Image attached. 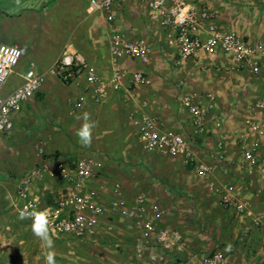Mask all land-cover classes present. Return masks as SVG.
Returning <instances> with one entry per match:
<instances>
[{
  "label": "crops",
  "instance_id": "crops-1",
  "mask_svg": "<svg viewBox=\"0 0 264 264\" xmlns=\"http://www.w3.org/2000/svg\"><path fill=\"white\" fill-rule=\"evenodd\" d=\"M191 1L208 6L215 13L216 22L222 30L236 31L251 43L263 41L264 0ZM127 8H132V5ZM88 14L91 13L82 0H0V44L16 45L22 51V57L8 89L11 90L21 83V76L29 63H34L38 72H46L65 47L68 52L82 53L90 64L108 79L111 72L110 60L109 55L106 59L102 56L99 48L100 38L103 37L99 19L102 18L105 27L107 26L106 39L110 29H121L115 24H107L102 14L98 17ZM117 14L120 17L123 12ZM134 14L139 16L140 12L134 9ZM144 31L148 39L159 42L158 30L150 20ZM129 33L133 38L132 33ZM174 49L176 56L172 55L167 60L175 70L176 94L200 93L205 104L212 102V109L206 118L205 132L192 133L191 116L180 105V97L183 94L178 102L176 100V113L156 96H162L169 82L167 74L157 71L156 60L159 57L153 61L150 56L146 63H142L147 67L144 72L152 83V89L147 90L151 95L148 97L137 92L151 84L138 86L135 92H130L126 82L121 91L109 92L101 103L96 104L87 90L84 75L71 82L69 89L71 94L78 96L76 99L87 96L84 108L77 112L81 117L79 126L83 123L85 113L90 114L91 120L96 122L102 117L115 118L114 115L123 113L126 118H131L140 102L148 101L147 111L158 119L160 127L190 139V155L194 162L207 165L218 182L232 185L234 197L244 202L247 211L259 215L264 222V135L252 132L246 124L250 106L256 102L264 103V58L260 59V74L253 76L247 69L231 68L230 59L221 54L211 57L202 53L177 63L179 50L177 47ZM124 63L131 66L135 61L126 59ZM150 69L154 71L151 72ZM59 80L48 76L39 91L44 95H53L58 87H62ZM206 95L209 96L207 101ZM54 109L53 107L52 110ZM37 111L38 104L33 97L21 112L13 116L12 126L19 128L24 118L36 115ZM39 111L41 116L52 114L51 110ZM218 143H222L221 149L224 150L218 149ZM251 147L257 149L260 157L257 166L243 161L244 151ZM176 163L182 162L176 159ZM103 166L102 164V168ZM121 168H106L102 171L104 176L100 174L89 186L96 190L101 189L106 197L110 196L112 199V190L107 185L109 180L116 179L123 187L124 198L128 203H132L138 194H135L134 190L139 187V179L143 175L136 177L132 168ZM193 170L199 176L196 169ZM178 171L177 168L176 174ZM199 177L206 181V186L198 182L178 186L194 197L198 207L195 220L202 224L195 223V216L190 217V220L182 218L178 212L183 209H180L177 202L176 207L169 209L162 188L156 195L146 194L147 212L143 219L152 221L159 229L179 231L183 237L182 245L172 250H164L152 238H144L140 228L136 227L132 220L118 216L119 227L116 233L121 241L119 245L122 251L118 257L121 258L120 261L115 259L112 264H160L162 259L192 256L200 258L216 250L224 252L230 264H264V227H253L251 217L224 207L220 198L209 191L208 180ZM154 204L162 210L159 217L151 212ZM165 206L167 208H164ZM105 209L108 212V205H105ZM170 211L172 216L169 217ZM102 223H106V220H102ZM104 227L102 225L97 233ZM4 242L3 246L6 245Z\"/></svg>",
  "mask_w": 264,
  "mask_h": 264
},
{
  "label": "built area",
  "instance_id": "built-area-1",
  "mask_svg": "<svg viewBox=\"0 0 264 264\" xmlns=\"http://www.w3.org/2000/svg\"><path fill=\"white\" fill-rule=\"evenodd\" d=\"M128 5H140L146 10L150 22L158 30V41L169 47L178 48V61L197 57L199 54L227 56L231 68L247 69L253 76L260 74V59L264 58V41L251 43L236 31H224L216 22L215 13L206 5L191 0H88V11L99 12L107 24L116 22L117 13ZM110 76L105 79L80 52H68L65 47L46 72H38L34 63H29L21 76V83L13 89H6L7 80L15 73L22 57L16 45L0 44V138L12 127V118L19 113L40 90L48 76L63 82H73L84 75L87 90L94 103H101L109 92L125 88L129 79L138 86H148L151 81L145 72L128 68L124 60L146 63L150 56V46L144 39L131 38L128 31L110 29L108 34ZM176 64V59H175ZM208 95L205 97L208 99ZM87 96L71 100L69 114L74 115L83 109ZM181 107L191 116L192 133L206 131V118L212 109V102L203 101L200 93H184L180 97ZM148 101L142 100L137 110L131 114L132 125L137 131L139 143L146 151H157L163 155L184 156L194 161L190 155L189 140L182 134L162 129L159 121L148 111ZM264 103L256 102L249 108L246 124L252 132L264 135ZM222 143H218L221 150ZM43 147L38 148L40 159L35 167L24 174L15 185V206L22 216L47 232L54 240H84L93 238L103 225L107 230L113 226L107 220L126 217L140 228L144 238H152L162 249L172 250L183 243L182 234L170 229H159L150 220L143 219L147 212V195L139 192L132 203L123 196L119 183L112 188L113 197L109 210L105 209L99 192L89 184L99 176L101 160L96 156H83L70 165L59 161L51 164L43 157ZM224 161V159H221ZM260 157L257 149L251 147L244 151L243 161L257 166ZM199 176L208 180L209 191L220 198L226 208L238 214L251 217L253 227H264L259 215L247 211L246 204L237 200L234 187L218 182L211 169L204 164L194 163ZM48 178L61 183L55 205H44L35 195L36 181ZM151 212L159 217L162 210L156 204ZM102 220L106 223H102ZM143 249V246L141 247ZM119 264H128L120 262ZM160 264H230L226 254L217 250L200 258L162 259Z\"/></svg>",
  "mask_w": 264,
  "mask_h": 264
},
{
  "label": "rangeland",
  "instance_id": "rangeland-1",
  "mask_svg": "<svg viewBox=\"0 0 264 264\" xmlns=\"http://www.w3.org/2000/svg\"><path fill=\"white\" fill-rule=\"evenodd\" d=\"M82 2L88 6V0H82ZM132 8H125L120 17L118 14L114 24L123 31L131 32L133 38L146 40L151 50L150 59L152 57V60L155 61L156 57H159L156 60L158 62L157 71L167 74L169 85L162 96L157 94L156 96L176 113V100L178 102L183 93L176 94L175 70L167 60L172 55L175 57L176 51L163 40L155 43L148 39L144 31L149 22L145 8L140 5H132ZM134 9L140 12L139 16L134 14ZM90 13L89 16L93 14L97 17L101 14L99 12ZM99 21H101L100 29L101 35H103L99 41V48L105 58L109 55L106 39L108 32L102 18ZM87 24L88 22L86 27L89 26ZM127 67L143 72L147 71V67L138 62L131 66L127 64ZM49 68L50 66L47 70ZM150 71L154 70L150 69ZM11 79L12 76L7 80L6 89L9 88ZM57 80L59 79L57 78ZM59 81L63 85L60 83L62 87L56 89V94L44 95L40 91L36 93L34 96V100L38 104L36 115L32 114L28 118H24L19 128L12 126L0 138V264H112L115 259L120 257L122 250L119 245L121 241L117 238L116 233L119 227L117 217L107 220V224L113 226L112 230H107L106 226H103L104 229L100 230V233H97L93 238L54 240L47 232L21 215L15 206V185L19 178L38 163L40 159L39 147H43V157L48 159L51 164L63 161L73 165L77 159L83 156H96L104 165L99 173L101 176H104L102 171L106 168L111 170L115 167L132 168L136 177L143 175L139 179V187L134 190L135 194L144 192L147 195H156L162 188L165 195L164 200L169 209H172L173 206L176 207L177 202L180 209H183L178 212L183 216L182 218L190 220V217L195 216V220L198 211L196 201L187 190L179 188L178 185L198 182L206 186V181L195 174L194 168L189 169L186 166V157H162L161 153L157 151H146L139 143L137 131L132 125L130 116L126 118L124 113L118 116L114 115L115 118L107 116L102 117L98 122L95 121L96 127L93 131L91 145L83 146L76 135L77 130L81 127L79 126L81 117L78 113L69 114L70 101L78 96L71 94L70 82ZM127 89L130 92L137 90L130 80L127 81ZM148 89H152V83L149 87L140 88L137 93L141 96H151L147 92ZM53 107L54 110H52ZM39 109L42 111L44 109L51 110L52 114L41 116ZM222 150L224 149L220 151ZM176 159L182 163L177 164ZM177 168L179 171L176 174ZM116 183L120 184L116 179L109 180L107 186L112 190ZM60 187L59 181L43 178L36 181L34 186L36 192L34 193L42 199L44 205H55ZM97 191L101 200L105 201L103 202L104 206L108 205L109 207L108 203L111 201V197H106L101 189ZM171 214L170 211L169 217L172 216ZM196 222L202 224L195 220ZM3 241H5V246H3ZM8 242L9 244H7ZM120 259L118 260L120 261Z\"/></svg>",
  "mask_w": 264,
  "mask_h": 264
},
{
  "label": "clouds",
  "instance_id": "clouds-1",
  "mask_svg": "<svg viewBox=\"0 0 264 264\" xmlns=\"http://www.w3.org/2000/svg\"><path fill=\"white\" fill-rule=\"evenodd\" d=\"M96 127V122L91 120V116L88 113L84 114L83 123L77 130L76 135L83 146H90L93 138V131Z\"/></svg>",
  "mask_w": 264,
  "mask_h": 264
},
{
  "label": "trees",
  "instance_id": "trees-1",
  "mask_svg": "<svg viewBox=\"0 0 264 264\" xmlns=\"http://www.w3.org/2000/svg\"><path fill=\"white\" fill-rule=\"evenodd\" d=\"M194 161H190L189 159L186 160V166L189 168V169H193L194 167Z\"/></svg>",
  "mask_w": 264,
  "mask_h": 264
}]
</instances>
